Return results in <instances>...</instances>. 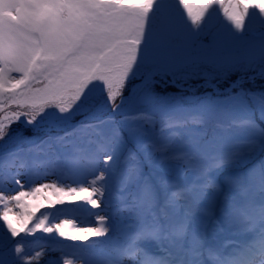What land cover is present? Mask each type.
I'll use <instances>...</instances> for the list:
<instances>
[{"label":"snow or ice","instance_id":"1","mask_svg":"<svg viewBox=\"0 0 264 264\" xmlns=\"http://www.w3.org/2000/svg\"><path fill=\"white\" fill-rule=\"evenodd\" d=\"M175 2L197 30L213 8L237 32L246 29L253 13L264 19V0ZM170 11L168 0H0V112L5 105L19 109L0 119V141L8 137L0 144V227L5 230L0 235V264H41L49 252H60L62 264H264V161L220 179L222 172L241 166V158L264 153V127L255 118L258 113L264 121V92L245 91L241 77L226 90L224 99L188 97L193 106L185 107L179 98L159 97L151 90L153 76L172 75L175 80L186 66L198 68L200 63H213L223 73L258 68L257 75L264 79V41L258 50L227 64L212 57L190 60L189 49L200 32L185 33L168 19ZM158 15L165 18L159 28L154 23ZM146 68L151 71L145 73ZM137 78L142 84L133 85L131 94L124 96L126 86ZM98 84L106 90L114 112L126 101L149 111L124 115L119 121L91 122L88 103ZM138 88H143V95H138ZM232 88L241 90L233 95ZM233 109L244 115H235ZM77 115L85 117L78 125L72 123ZM13 121L25 129L31 126L34 133L45 131L46 136L12 137ZM157 124V138L145 140ZM190 128L200 131L185 138L180 130ZM53 131L64 135H52ZM220 131L249 132L253 138L246 147L220 150ZM93 134L98 139H92ZM70 138L86 139L94 147L82 148ZM129 141L139 146L150 170L144 172L129 152L128 159L137 163L120 173L117 200L121 206L113 214L115 225L113 217L98 214V226L74 234L65 231L71 223L67 219L49 224L45 216L29 227L35 218L29 200H45L55 207L71 197L102 209L113 165ZM64 144H73V150L62 158H34L49 157L50 150ZM57 172L84 180L62 186L40 179ZM88 176L94 177L91 183ZM11 185L15 190L6 191ZM224 229L237 237L228 242L227 251V245L211 242ZM38 230L69 241L108 239L114 230L117 236L111 240V254L102 261L76 253L67 259L55 246L44 245L34 255L22 246V233L26 237ZM100 242L85 243V250ZM10 245L15 255L6 258ZM46 264L56 261L47 259Z\"/></svg>","mask_w":264,"mask_h":264},{"label":"rangeland","instance_id":"2","mask_svg":"<svg viewBox=\"0 0 264 264\" xmlns=\"http://www.w3.org/2000/svg\"><path fill=\"white\" fill-rule=\"evenodd\" d=\"M168 3L171 5V11L168 13V19H170L172 22L177 24V20L169 17V14H171L172 11L174 10V6L176 5V2H175V0H168ZM164 22H165V18H162V24ZM177 25L180 26V24H177ZM160 26H158L156 24L157 28H159ZM251 34L254 36H258V37L263 36L264 35V28L257 24L253 28V30H251ZM232 38L233 37H231V39ZM233 39H237V38L234 36ZM144 72L146 73V69H144ZM179 79H180V77H178V76H176V78L174 80L172 75H167V76L155 75L152 77L153 83L151 84V90L153 93H155L159 97L179 98L181 100V102L185 105V107H192L193 105L186 98H184L182 94H177L174 92H169L168 94L163 93V92L159 93L158 91H156V88H154V84L161 85V87H162L163 83L164 84L169 83L170 85L175 86L178 89L179 88L183 89L184 91H182V92L189 94V97H192L190 95V94H192V95L197 96L198 98L210 97L211 100H213V101L220 99V97H221L220 100L224 99V98H222V96L229 94L226 90L229 89L230 86L233 84V83H231L227 87H221L218 85H212L210 83L204 82L201 86H192V85L187 84L186 82H183V83L179 82L180 81ZM213 86H215V87H213ZM200 88H204L205 90H208L211 93L200 94V93H198L200 91ZM141 89L142 88H138V90H137L138 95H143V92L141 93V91H140ZM217 89H219V95L217 94V91H216ZM233 89L234 88L231 89V92L233 91ZM170 93H172V94H170ZM214 94L217 95L218 97L215 98ZM93 105H95V106H93ZM88 107H89V119L93 123H97L101 120H107L109 118H114L117 121H119V120L124 119V115L133 116L137 112L149 111V109L147 107H145L139 103L126 101L121 109H118L114 112L112 107H111V102L107 100L106 90H102V85H97L93 89L89 103H88ZM49 111H51V109H49ZM233 112L237 116H243L244 115V113L240 112L239 109H233ZM13 113L14 112H12V113L6 112L0 119H3L5 116H12ZM78 116H81L82 119L80 121H78L77 123L72 122L73 124L78 125V124H80L81 121H83L85 119V117H83V115H77L74 117V119ZM21 119L22 120L26 119V117H21ZM37 119L40 120L41 117L38 116ZM30 128H31V126H29L28 129H25L21 123L13 121L11 123V127H10L9 132H10V135L12 137H15L19 134V135H24V136H28V137L39 136L40 138H45V136H46L45 131H42L40 133H34L30 130ZM180 131H181V134L185 138H188L189 136L198 133L200 131V129L199 128H190L188 130H180ZM159 132H160V127H159V124H157L155 131L151 132L150 135L145 137L144 139L145 140L156 139L157 134H159ZM51 134L52 135H61V136L64 135L63 132H57V131H53ZM165 135H166V133H165ZM252 138H253V136L249 132L220 131L217 133L218 146H219L220 150H229L233 146L246 147V142ZM256 138L258 139L259 137L256 136ZM70 139H72L75 144L79 145L82 148L87 149L89 147H94V145H89V143L87 142L86 139H83V138H79V139L70 138ZM92 139H98V137H96L93 134ZM7 140H8V137H5V141H7ZM5 141H0V144H4ZM177 143H179V141H177ZM12 146L14 147L15 145H12ZM72 150H73V144L58 145L54 149L50 150L49 157H45V156L41 155V156L34 157V158L39 159V160H45L48 158L54 159L56 156H60L62 158L65 154L71 153ZM129 152L136 155V157L138 158V161H139L144 172L147 173L150 170L147 163L143 160V154L140 152L139 146L135 142L129 141L127 143L126 147L123 148L119 152L117 162L115 165H113V167L115 168V172L112 175L111 179L109 180V184L111 185V187L109 188V190L106 194V197L104 199V207L102 209H92L90 205H87L83 201L73 200L71 197H65L64 198L65 199L64 205L71 206L72 208L69 210L71 212H73L74 214L67 213L65 216H62L63 214H57V215H53L51 217L49 215V209H48L51 206L47 203V201H45V200H36V201L29 200L28 202L33 205L31 210L35 213V218L33 221H31L29 223V227L34 226L35 223H38L39 220L44 218L45 216L48 217L49 224L59 223L65 219H67L71 223L69 224V228L66 232H68L69 234H74L80 228L98 226V214L99 215H105L107 217H113L112 223H113V225H115L116 219L113 216V214L115 213L116 208L118 206H121L120 201L117 200V196L120 195V192H119L120 173L128 165L137 163V160L128 159ZM248 159L250 161L249 162L250 165L248 167L245 166V164L243 162L241 164V166H237V167L228 169L225 172H222L220 174V179L222 180L225 175L235 174V173H240V172H247L248 169L253 167V165L259 164L261 161H264V153H257L255 157L248 158ZM43 171L44 170L41 169L42 173H43ZM93 178L94 177H92V176H88L87 183H91V180ZM40 179L43 180V182H49V183L59 182L63 186L64 184H73V180H76V179L83 181L84 177L83 176L69 177L67 175H63V174L57 172L55 175L48 174L46 179H44V176L41 175ZM21 183H24L23 179H21ZM222 187H223V185H222ZM15 188H16L15 185L6 186L5 190L6 191H14ZM26 190H27V188H26ZM256 199H257V201L260 199L259 194L256 195ZM57 206L58 205H56L55 207H57ZM122 215L126 216L127 214L124 213ZM10 219L13 221L14 224L19 226V223L17 222V220L14 216H10ZM124 223H131V221L125 220ZM72 225H75L76 227H73ZM4 231L5 230L2 227H0V235H2ZM116 236H117V233L114 230L112 233H110V237L108 239L89 237V240L87 242L69 241L63 237H59L58 234L52 235V234L44 233V232L38 230L35 232V235H28L26 237L22 233V237H23L22 246L31 250V252L34 255V253L36 251H43L44 245L55 246L54 243H56V242H54L53 240H56V239H59L60 241L65 240V242H67V243H62L61 246H55L58 248H65L66 249V252L63 251V253L65 254L63 258H67V259L72 258L73 253H69L67 250H68V247L70 248L71 245L74 244V245H77V248H75L74 250L78 256L84 257V258L89 259V260L102 261V260L106 259L111 254V240H112V238H114ZM15 239H21V238L18 237ZM235 239H237V237L233 236L232 233L228 229H224L222 231L218 230L215 233V236L211 238V242L216 244L219 247H224L225 245H227V247L225 249L227 251V250L231 249V245L228 244V242L231 240H235ZM97 240H99L101 242L99 244H97L95 247H92L88 250H85V243H87L88 245H91L93 241H97ZM68 242L70 245L68 244ZM150 247H151V250L153 252L156 251L155 245H152ZM13 248H14V245L12 248L5 250V252L7 254L6 258H11V256L15 255ZM27 259H32V256L27 257ZM47 259L55 260L56 264H60V263L62 264V257H61L60 252H49V253H47L46 257H43L41 259V264H46Z\"/></svg>","mask_w":264,"mask_h":264},{"label":"trees","instance_id":"3","mask_svg":"<svg viewBox=\"0 0 264 264\" xmlns=\"http://www.w3.org/2000/svg\"><path fill=\"white\" fill-rule=\"evenodd\" d=\"M170 18L177 20V24H180V28L185 33H196L200 32L198 36H195L191 47L189 49V59L197 60L205 57H212L214 60L227 64L229 61L234 58H239L243 56L246 52L250 50H258L262 41H264L263 36H254L251 34V30L258 24L264 28V19L260 18L258 15L253 13V15L246 21V29L243 32H237L233 26L224 18L223 13L218 8H213L211 10V14L204 23L201 25V29L197 30L193 26H191L190 21L187 20L186 15L183 14V10L177 8V5L174 6V10L171 14H169ZM163 16H157L154 23L160 26L162 24ZM234 36L237 39H233ZM231 37H233L231 39ZM150 68H146V73L150 72ZM195 71V75H191V73ZM258 68H253L248 71L236 70L233 69L226 73H223L219 70L215 64L213 63H200L198 68L194 64L186 66L182 71L178 72L176 76L180 77L179 82H186L192 86H201L204 82L210 83L212 85H218L221 87H227L229 84L234 83L243 77V83L241 88L245 91L250 92H264V79L259 76L256 77L254 81L249 80V77L257 75ZM187 76V78H183ZM141 82V79L137 78L135 81H132L131 84L126 86L124 90V96H128L131 92L132 86ZM166 83V82H165ZM99 85V84H98ZM154 88L159 93L163 92L168 94L169 92H174L177 94H182L184 98H188L189 94L184 93L183 89H178L175 86L170 85L169 83L161 85L154 84ZM241 88H234L231 92L233 95L240 92ZM141 93L144 91L143 88L140 90ZM200 94H208L211 93L204 88H200L198 92ZM172 94V93H170ZM192 97H197L195 95L190 94ZM210 95V94H209ZM215 95V94H214ZM218 96L215 95V98ZM220 97V96H219ZM227 97V95L222 96V98ZM221 99V97H220ZM96 102V101H95ZM94 102V103H95ZM119 103V99L117 101ZM249 105L253 107L252 101H248ZM95 106V105H93ZM19 109L13 104L11 106L5 105L4 111L0 112V118L7 112H16ZM84 117V116H83ZM256 122L264 127V121L259 119V114H255ZM82 119L81 116L76 117L72 122L77 123ZM244 162L245 166L250 165L249 159L241 158V164ZM72 207L69 205H58L57 207H49V215L52 217L53 215L63 214L65 216L67 213L72 214L69 210ZM32 211V210H31ZM0 225H2V221H0ZM69 225L65 227V231H67ZM55 246H61L62 243H67L65 240L60 241L59 239L53 240ZM69 244V242H68ZM70 245V244H69ZM73 247V245H71ZM13 245H10L8 249L12 248ZM7 249V250H8ZM65 249V248H64ZM74 251V250H73ZM72 251V252H73ZM61 264V263H60Z\"/></svg>","mask_w":264,"mask_h":264},{"label":"water","instance_id":"4","mask_svg":"<svg viewBox=\"0 0 264 264\" xmlns=\"http://www.w3.org/2000/svg\"><path fill=\"white\" fill-rule=\"evenodd\" d=\"M142 83H140V84H138V85H136V86H139V85H141ZM131 94V93H130Z\"/></svg>","mask_w":264,"mask_h":264}]
</instances>
